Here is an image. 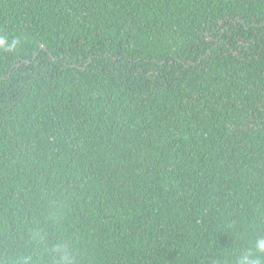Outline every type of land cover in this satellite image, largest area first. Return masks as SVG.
<instances>
[{
    "label": "trees",
    "instance_id": "1",
    "mask_svg": "<svg viewBox=\"0 0 264 264\" xmlns=\"http://www.w3.org/2000/svg\"><path fill=\"white\" fill-rule=\"evenodd\" d=\"M264 0H0V264H264Z\"/></svg>",
    "mask_w": 264,
    "mask_h": 264
},
{
    "label": "clouds",
    "instance_id": "2",
    "mask_svg": "<svg viewBox=\"0 0 264 264\" xmlns=\"http://www.w3.org/2000/svg\"><path fill=\"white\" fill-rule=\"evenodd\" d=\"M261 249H264V241H261L258 245ZM27 264V262H25Z\"/></svg>",
    "mask_w": 264,
    "mask_h": 264
}]
</instances>
